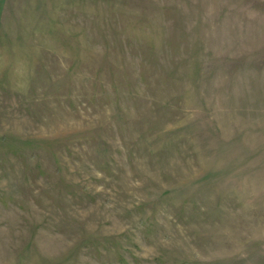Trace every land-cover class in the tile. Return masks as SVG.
<instances>
[{"label": "rangeland", "instance_id": "rangeland-1", "mask_svg": "<svg viewBox=\"0 0 264 264\" xmlns=\"http://www.w3.org/2000/svg\"><path fill=\"white\" fill-rule=\"evenodd\" d=\"M40 1L0 29V264H264V0Z\"/></svg>", "mask_w": 264, "mask_h": 264}, {"label": "crops", "instance_id": "crops-1", "mask_svg": "<svg viewBox=\"0 0 264 264\" xmlns=\"http://www.w3.org/2000/svg\"><path fill=\"white\" fill-rule=\"evenodd\" d=\"M36 1H37L36 3L41 4L40 0H36ZM36 3H35V0H0V29H2V27L5 28V24L7 22H9L14 15L19 13V12L14 10L15 11L14 13H16V14H14L12 16L13 12L11 11V9L16 7L20 10V9H22V8H20L21 6H25L26 4H33L34 5ZM20 14H22V13H19V15Z\"/></svg>", "mask_w": 264, "mask_h": 264}]
</instances>
